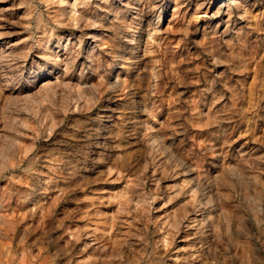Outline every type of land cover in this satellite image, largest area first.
<instances>
[{
    "label": "rangeland",
    "instance_id": "rangeland-1",
    "mask_svg": "<svg viewBox=\"0 0 264 264\" xmlns=\"http://www.w3.org/2000/svg\"><path fill=\"white\" fill-rule=\"evenodd\" d=\"M0 264H264V0H0Z\"/></svg>",
    "mask_w": 264,
    "mask_h": 264
},
{
    "label": "bare ground",
    "instance_id": "bare-ground-1",
    "mask_svg": "<svg viewBox=\"0 0 264 264\" xmlns=\"http://www.w3.org/2000/svg\"><path fill=\"white\" fill-rule=\"evenodd\" d=\"M211 5H212V3H211ZM211 7V6H210ZM141 37H139L138 39H140ZM136 44H138L137 42H136ZM139 45V44H138ZM138 47V46H137ZM153 74H155L154 72H152V75ZM186 197H187V202L188 203H191V204H196L197 206L200 204V203H198L196 200V198L192 195V193H187L186 194ZM203 205H206V203H203ZM206 215V214H205ZM205 215H202V217H201V219H200V221L202 222L203 221V219H204V216ZM242 247H243V245H242ZM241 250V249H240Z\"/></svg>",
    "mask_w": 264,
    "mask_h": 264
}]
</instances>
